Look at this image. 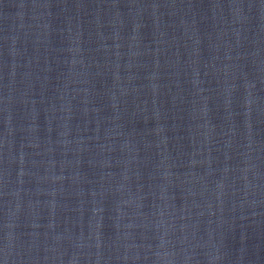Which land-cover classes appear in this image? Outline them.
<instances>
[{
	"label": "water",
	"instance_id": "95a60500",
	"mask_svg": "<svg viewBox=\"0 0 264 264\" xmlns=\"http://www.w3.org/2000/svg\"><path fill=\"white\" fill-rule=\"evenodd\" d=\"M0 264H264V0H0Z\"/></svg>",
	"mask_w": 264,
	"mask_h": 264
}]
</instances>
